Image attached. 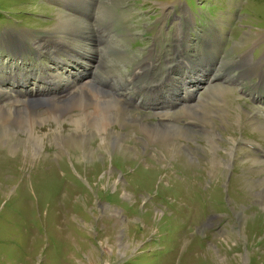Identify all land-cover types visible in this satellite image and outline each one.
<instances>
[{
  "label": "rangeland",
  "instance_id": "obj_1",
  "mask_svg": "<svg viewBox=\"0 0 264 264\" xmlns=\"http://www.w3.org/2000/svg\"><path fill=\"white\" fill-rule=\"evenodd\" d=\"M1 91L0 264H264V0H0Z\"/></svg>",
  "mask_w": 264,
  "mask_h": 264
},
{
  "label": "bare ground",
  "instance_id": "obj_2",
  "mask_svg": "<svg viewBox=\"0 0 264 264\" xmlns=\"http://www.w3.org/2000/svg\"><path fill=\"white\" fill-rule=\"evenodd\" d=\"M37 45V44H36ZM38 47V46H37ZM42 47V44H40V48ZM47 49V48H46ZM56 61V60H55ZM58 65H59V67H61V68H66V64L65 63H63V64H59L58 62H56ZM82 64V62H76V65L77 64ZM186 63V62H185ZM64 65V66H63ZM69 65H74V64H69ZM68 65V66H69ZM86 70H87V68H86ZM171 71H174V70H171ZM59 73V72H58ZM55 73V75L53 74V76H52V78H54V79H52V80H54V84L53 85H50V84H45V82L44 81H41L42 82V84L45 86L44 88H47L46 90H48L49 88H59V87H61V84L59 83V82H64V84L66 85V89H71V93H74V92H72V91H74V89H75V93H76V90L77 89H86V88H88L87 86H88V84H94V81L95 80H93V79H90V80H86V82H84V81H82V83H80L81 82V80L80 81H78L77 83H74L73 82V84H71L70 83V81H69V79H66L65 77H66V75H67V72H65L64 73V75L63 74H61V73ZM186 75V74H185ZM65 76V77H64ZM45 77V76H44ZM47 77H48V75H47ZM46 77V78H47ZM70 77V76H69ZM188 77H190V73H188L186 76H184V78H188ZM23 78V77H22ZM41 78V77H40ZM39 78V79H40ZM61 78H64V80H62ZM72 78V77H71ZM168 78H169V75H168ZM183 78V79H184ZM216 78H220V77H218V75H214V77L213 78H211V80L210 81H208V83L210 84L214 79H216ZM201 80H191L189 83H188V85L186 86V85H183V87H185V88H187V92H186V96H187V98H188V101H184V100H177V102H173V104L175 105V106H177V105H179L180 104V102H181V104H182V106L184 107V108H188V107H190L189 106V100H190V98L191 97H194V95H196L197 94V91H198V88H196L195 87V83H197L198 85H200V83H202V81H205V80H203L204 78H200ZM85 80V79H84ZM47 81V80H46ZM59 81V82H58ZM52 82V81H51ZM227 82H229V81H227ZM191 83V84H190ZM176 84V83H175ZM24 85V84H23ZM83 85H87V86H83ZM98 85V84H97ZM189 86V87H188ZM19 87H20V85H19ZM146 88V87H145ZM39 89H41V87L39 88ZM39 89H37V91L39 90ZM159 89H161V87L160 88H156L155 90H154V96L153 97H157L156 95L158 94V90ZM162 89H163V87H162ZM44 90V89H43ZM117 90V89H116ZM69 91V90H68ZM82 91V90H81ZM161 91V90H160ZM182 91V88L180 87V86H178V88L174 91V96L173 97H168V96H165V97H167L168 99H167V101H168V103H169V101L171 102L172 101V99L173 98H176V97H178V96H180V93L179 92H181ZM164 92V91H163ZM2 93V91L0 92V94ZM67 93V92H66ZM144 93V92H143ZM173 93V92H172ZM2 95H3V93H2ZM4 96H6V95H4ZM49 96V95H48ZM73 96V95H72ZM7 97V96H6ZM94 97V96H93ZM120 97H124V96H120ZM66 98V97H65ZM78 98V97H77ZM16 99V98H15ZM74 99V98H73ZM59 100V99H58ZM75 100H76V98H75ZM64 101V100H63ZM71 101H72V99H71ZM87 101V100H86ZM126 101V100H125ZM2 102V101H1ZM10 102H12L13 104V106L12 107H14V109L16 108L17 110L19 109V108H21V107H24L25 105H29L28 104V101H21V99L20 100H12V101H10ZM30 102V101H29ZM93 102V101H92ZM128 102V101H127ZM166 102V101H165ZM3 103L4 102H2V103H0V115L2 116V118L3 119H7V116H5L4 114H8L9 116V118H10V114L11 113H9V111H12L11 109H7L6 107H4V105H3ZM42 103H45V101L44 102H32L31 103V106H34V105H36V104H42ZM102 103V102H101ZM123 103V102H122ZM129 103H130V101H129ZM73 104V103H72ZM165 104V103H164ZM78 105V104H77ZM75 106V105H74ZM89 106H91V104L89 105ZM89 106H87V107H89ZM82 107H84V106H82ZM193 107V106H192ZM79 108V107H78ZM80 108H81V106H80ZM76 109V108H75ZM82 109V108H81ZM86 109V108H85ZM100 109V108H99ZM82 110H84V109H82ZM88 110V109H87ZM62 111V110H61ZM86 111V110H85ZM100 111V110H99ZM159 111V110H158ZM13 112V111H12ZM60 112V111H59ZM103 112H105V109L103 110ZM46 113V112H45ZM87 113H89V112H87ZM159 113H162L161 111L159 112ZM91 114V113H90ZM175 114H177V113H175ZM12 115V114H11ZM52 115V114H51ZM98 115V114H97ZM86 116V115H85ZM105 116V115H104ZM159 116L161 117V119L162 120H169L170 118H171V116H169L168 115V113H166V114H159ZM100 118V117H99ZM102 118H103V116H102ZM49 119H50V117H49ZM98 120V119H97ZM97 120H96V122H97ZM105 120H106V118H105ZM2 121V120H1ZM6 121V120H5ZM99 121V120H98ZM102 121V120H101ZM100 121V122H101ZM102 123H105V121L103 122L102 121ZM101 123V124H102ZM16 124H19V125H21L19 122L18 123H16ZM15 124V125H16ZM100 124V123H99ZM96 125H97V123H96ZM93 127V126H92ZM97 128V127H96ZM100 129V128H99ZM104 129V128H103ZM102 131V130H101ZM103 133V132H102ZM8 136V135H7ZM33 139H35V138H33ZM32 139V140H33ZM38 144V143H37ZM40 146V145H39Z\"/></svg>",
  "mask_w": 264,
  "mask_h": 264
}]
</instances>
